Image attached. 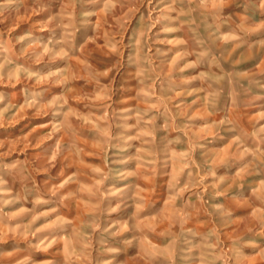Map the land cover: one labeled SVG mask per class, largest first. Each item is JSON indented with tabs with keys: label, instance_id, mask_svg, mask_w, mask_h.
I'll list each match as a JSON object with an SVG mask.
<instances>
[{
	"label": "rangeland",
	"instance_id": "1",
	"mask_svg": "<svg viewBox=\"0 0 264 264\" xmlns=\"http://www.w3.org/2000/svg\"><path fill=\"white\" fill-rule=\"evenodd\" d=\"M0 264H264V0H0Z\"/></svg>",
	"mask_w": 264,
	"mask_h": 264
}]
</instances>
